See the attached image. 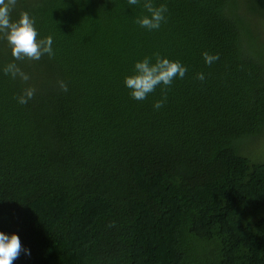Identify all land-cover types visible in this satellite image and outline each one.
Returning <instances> with one entry per match:
<instances>
[{
	"label": "trees",
	"instance_id": "obj_1",
	"mask_svg": "<svg viewBox=\"0 0 264 264\" xmlns=\"http://www.w3.org/2000/svg\"><path fill=\"white\" fill-rule=\"evenodd\" d=\"M153 3L148 31L142 3L17 0L54 55L15 62L0 38V231L32 251L14 264H264V159L242 149L264 134V41L240 0ZM157 55L185 77L132 99L125 77Z\"/></svg>",
	"mask_w": 264,
	"mask_h": 264
},
{
	"label": "clouds",
	"instance_id": "obj_2",
	"mask_svg": "<svg viewBox=\"0 0 264 264\" xmlns=\"http://www.w3.org/2000/svg\"><path fill=\"white\" fill-rule=\"evenodd\" d=\"M142 3V7L147 14L139 16L135 23L141 28L148 31L159 30L161 25L166 22L167 6L161 4L156 7L153 0H127L130 7H135ZM17 4V0H0V38L6 40L11 47V55L14 60H29L39 61L42 56L54 55L53 37H41L39 29L36 26V21L28 12H23L19 19H12V12ZM206 64L211 65L219 59V55H211L207 52L203 53ZM188 69L180 61L162 58L156 56L155 63L152 62V57H145L142 60L135 62L133 74L128 75L124 79L125 87L130 90V96L136 101L147 99L149 94L155 92L157 87L163 86V89L170 88L174 80L183 79ZM5 75L11 74L13 78L17 75L24 81L29 79V76L22 72L15 63L6 65L3 69ZM198 79L204 81L205 75L198 74ZM61 87L66 91L65 85ZM34 96V89H27L25 93L17 97L19 104H27ZM163 99L154 103L153 107L156 110L164 106ZM21 254L31 256L30 248L22 246L21 238L18 233L8 234L0 231V264H14Z\"/></svg>",
	"mask_w": 264,
	"mask_h": 264
},
{
	"label": "rangeland",
	"instance_id": "obj_3",
	"mask_svg": "<svg viewBox=\"0 0 264 264\" xmlns=\"http://www.w3.org/2000/svg\"><path fill=\"white\" fill-rule=\"evenodd\" d=\"M245 1L246 0H240L241 11L245 13L253 31L257 33V35H260L262 41H264V13L260 15L247 14L246 9L244 7ZM15 62H18V60H16ZM242 143L243 142H241L240 144ZM247 143L246 145L242 146L243 154L246 157L250 158L252 161L264 159V134L260 137L259 140L253 141L248 144Z\"/></svg>",
	"mask_w": 264,
	"mask_h": 264
}]
</instances>
